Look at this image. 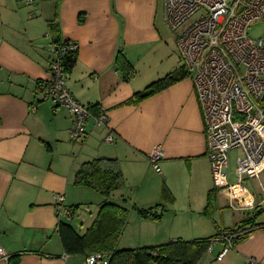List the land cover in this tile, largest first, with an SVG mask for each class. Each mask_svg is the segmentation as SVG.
I'll list each match as a JSON object with an SVG mask.
<instances>
[{
	"label": "crops",
	"instance_id": "crops-1",
	"mask_svg": "<svg viewBox=\"0 0 264 264\" xmlns=\"http://www.w3.org/2000/svg\"><path fill=\"white\" fill-rule=\"evenodd\" d=\"M164 22V0H0V247L13 258L0 264H85L84 256L64 255L56 228L61 221L74 229L70 207L84 203L88 190L75 186L74 176L83 163L97 158L116 160L124 181L121 190L111 193L122 196V206L129 210L118 248L155 247L189 235L210 238L252 218L255 226H244L247 236L222 258L224 243L216 241L197 264H264V196L246 202L235 197L244 189L241 184L230 190L214 187L190 75L137 103L128 102L183 66L169 38L161 37ZM48 23L55 25L53 37L78 47L66 88L79 103L96 106L107 117L106 127L88 122L89 133L79 143L69 140L72 117L67 109H53L37 89L49 79ZM152 47L161 51L156 60L148 58ZM118 54L134 71L128 79L116 69ZM109 134L112 143L105 140ZM154 147L163 153L160 173L151 171L147 159ZM164 185L174 198L171 204L161 199ZM222 191L229 195L226 204L217 201ZM209 192L213 199L207 207ZM57 195L63 196V205ZM181 198L185 211L175 213ZM159 203L175 216L170 227L162 217L141 219L132 209ZM225 209L234 217L231 228L222 221Z\"/></svg>",
	"mask_w": 264,
	"mask_h": 264
},
{
	"label": "built area",
	"instance_id": "built-area-1",
	"mask_svg": "<svg viewBox=\"0 0 264 264\" xmlns=\"http://www.w3.org/2000/svg\"><path fill=\"white\" fill-rule=\"evenodd\" d=\"M196 14L199 17L176 36L175 43L193 81L213 184L217 189L230 190L224 173L229 151L242 153L233 172L236 185L245 178L258 179L264 171V32L257 38L248 33L254 25L264 24V0H164V21L173 32ZM77 49L71 41L51 44L49 79L37 84L53 109L63 107L70 113L69 136L73 142L85 139L88 122L107 126L104 113L92 115L66 88L64 58ZM105 140L112 143L113 137L109 134ZM162 156L157 147L147 155L156 173L161 172ZM56 199L63 205V196L57 195ZM66 216H71L68 210ZM235 237L226 232L211 242L224 243L218 258L232 248ZM8 257L0 247V260L7 262ZM85 264H105V258L92 254L85 258Z\"/></svg>",
	"mask_w": 264,
	"mask_h": 264
},
{
	"label": "trees",
	"instance_id": "trees-1",
	"mask_svg": "<svg viewBox=\"0 0 264 264\" xmlns=\"http://www.w3.org/2000/svg\"><path fill=\"white\" fill-rule=\"evenodd\" d=\"M48 33L55 32V25L48 23ZM51 44H58L60 41L51 35ZM72 42V41H71ZM77 50L68 53L64 58L66 72H70L76 62ZM116 69L119 70L124 79H128L134 74L131 65L121 54L116 57ZM189 76L184 67L168 73L164 77L152 82L142 91L137 92L128 100L129 103H137L151 95L175 84L176 82ZM92 115L101 113L96 106L89 107ZM74 185L85 187L97 192L102 201L98 205V212L92 225L87 228L84 234H78L73 227L66 222H59L57 225V235L60 240L64 255H81L85 258L92 254H101L106 259V264H197L210 247L211 242L221 234L231 232L236 234L233 243H237L247 236L244 226L254 227L252 218L245 219L235 228L225 229L210 238H198L192 240H174L155 247H140L136 249H120L118 241L126 227L129 210L122 205L110 201L111 193L121 190L124 187L122 174L114 159L97 158L83 163L76 171ZM161 199L165 203H173L174 198L163 186ZM213 199V193L207 196V207ZM207 207L204 214L208 215ZM77 207H70L75 210ZM141 219L158 221L165 211L163 203H159L150 208H132ZM71 215V212L69 211ZM71 217V216H70ZM264 225H260V228ZM240 232H244L239 234ZM13 258L9 255L7 262Z\"/></svg>",
	"mask_w": 264,
	"mask_h": 264
},
{
	"label": "rangeland",
	"instance_id": "rangeland-1",
	"mask_svg": "<svg viewBox=\"0 0 264 264\" xmlns=\"http://www.w3.org/2000/svg\"><path fill=\"white\" fill-rule=\"evenodd\" d=\"M198 17H199V14L192 16L191 18L186 20L180 27H178V29L174 32L169 28V26L166 24V22H164L165 23L164 27L166 30L164 32H161V37H163V38L168 37L169 38V42L172 43V45L174 47L173 50H174L175 55L178 56L177 48H176V45L174 42L175 35L177 36L180 33H182L184 31V29L189 24L193 23ZM263 32H264V24L259 23V24L254 25L253 27H251L248 33L250 36L257 38V37H260L263 34ZM169 42L167 43V45L169 44ZM166 50H167V47H166ZM160 53H161V51L158 47H152L149 49L148 58L151 60H156L155 54H160ZM69 140H70V138H69ZM76 145H78V144H76ZM241 157H242V153L240 150H232V151H229L227 153L228 165L226 168H224V173L227 175V183L229 185H234L235 187L239 186V185H236V180L233 177V172H234V168L236 166V159L241 158ZM150 169L152 171L151 165H150ZM241 186L244 189L242 191H236L235 192V197H237L240 200L245 199V201L247 202L250 199V197L256 198L259 195L264 196V191H263V189H264V172L260 175L259 181L257 179H249L248 178V179H245L242 181ZM84 191L87 193L85 196V201H82L84 203H79L78 207L74 210L72 219L70 220V223L73 224L76 233H78L80 235L84 234L85 231L87 230V227L89 228L92 225V223L95 220L96 215H97V212H96L97 206H98L99 202L101 201V199H100L101 196L97 192L90 190V189H88V190L85 189ZM144 191L145 190H142L141 194H143ZM219 195L220 196H219V199L217 197V199H218L217 201H219L220 204H223V203L226 204V202H227L226 198H229L228 192L222 191V193ZM137 196H139V194ZM124 198L127 199V197H124ZM110 201L115 203V204H118V205H124V201L122 200V196H120V195H116V194L111 195ZM128 201H130V200H128ZM182 201H184V198H181V200L178 202V204L176 206L177 209L175 210L176 211L175 213H179L180 211H183V212L185 211V204ZM130 203L132 204V202H130ZM262 209H264V206L262 207ZM249 211L252 212L253 210H249ZM219 213H221V210H218L217 212H215V220H217V222L219 219ZM262 215H263L262 218H264V213ZM174 217L175 216L173 214L166 213V211H165L162 215V221H163L162 223H165L170 227L172 225V222L174 221ZM202 221H204V223L208 227H210L209 226L210 224L208 221H206V220H202ZM222 221H223L224 227H227V228L233 227L234 217L232 215V212L229 211V209H225L222 212ZM218 225H219V222H218ZM80 229H82V230L80 231ZM201 234H205V233H201ZM201 236H204V235H201ZM187 238H189V239H187ZM191 238L192 237H190V235H189V237H183L182 239L183 240H191Z\"/></svg>",
	"mask_w": 264,
	"mask_h": 264
}]
</instances>
